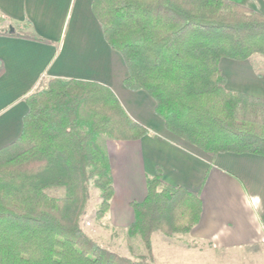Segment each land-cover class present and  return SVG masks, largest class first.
I'll list each match as a JSON object with an SVG mask.
<instances>
[{
	"label": "trees",
	"instance_id": "16d2710c",
	"mask_svg": "<svg viewBox=\"0 0 264 264\" xmlns=\"http://www.w3.org/2000/svg\"><path fill=\"white\" fill-rule=\"evenodd\" d=\"M91 11L124 62V87L154 101L166 131L211 158L264 157V100L228 90L220 70L223 60L264 56V15L229 0H92ZM10 28L0 36L48 44ZM3 71L0 61V77ZM25 103L19 137L0 149V264H154V233H188L197 225L201 190L168 186L157 169L144 199L130 203L127 232L145 255L130 260L101 247L81 227L92 186L100 191L96 219L113 197L97 137L135 142L149 130L97 82L51 78ZM54 188L64 195L48 196Z\"/></svg>",
	"mask_w": 264,
	"mask_h": 264
},
{
	"label": "crops",
	"instance_id": "0c3cea01",
	"mask_svg": "<svg viewBox=\"0 0 264 264\" xmlns=\"http://www.w3.org/2000/svg\"><path fill=\"white\" fill-rule=\"evenodd\" d=\"M229 1L264 15V0ZM91 3L92 0H0V18L6 27L51 43L0 36L4 70L0 77V149L17 140L28 111L26 96L39 90L48 79L103 84L114 92L127 114L150 132L139 141L108 140L106 144L113 183L106 223L126 230L133 221L130 203L144 199L147 180L160 169L164 184L193 192L201 190L199 222L183 234L189 242L220 252L264 246V157L225 153L211 158L166 131L154 113V101L143 91L124 87L127 69L121 56L104 41ZM25 24L31 27L24 30ZM225 62H242L220 63L231 91L264 100V73H256L247 62V67L229 68L227 74L222 70ZM193 252L188 247H173L167 241L159 251L153 249L155 259L161 256L160 264H173L164 258L174 260V255L187 257Z\"/></svg>",
	"mask_w": 264,
	"mask_h": 264
},
{
	"label": "rangeland",
	"instance_id": "374dc122",
	"mask_svg": "<svg viewBox=\"0 0 264 264\" xmlns=\"http://www.w3.org/2000/svg\"><path fill=\"white\" fill-rule=\"evenodd\" d=\"M6 26L7 25L4 24V20L0 19V30L7 28ZM30 27V24H25L24 30ZM247 62L251 64V67L254 68L256 73H264V56L261 55H254L250 57V59H248L247 61H243L239 64L233 62H225L222 65V70L223 72H227L228 74L231 68H234V70L240 69L242 68V65H248L249 63L247 64ZM47 81L42 84L39 90L46 88ZM226 81V88L228 90H231L232 87L229 86L227 78ZM88 116L89 114L87 115L86 113H82L81 120L83 123H86V121L88 120ZM107 142L108 140L105 139L104 136L97 137V144L101 149H104V151ZM46 193L48 196L56 198L62 197L64 195L63 189L61 188L48 189ZM100 201V191H98L92 186L90 190V200L87 204L85 215L82 218L81 227L85 234L90 239L98 243L101 247L112 251L121 257H125L130 260H137L140 257L144 256L145 252L140 239L138 237H130L127 232L128 228L126 230L112 228L109 223H106L107 216H105L103 219H96L95 213L98 209ZM159 234L160 233L153 234L156 236L154 239H152L151 237L152 251L154 248L159 251L161 245L165 241H167L173 247L184 246L191 248L194 251L191 256H189V254H186L187 257L179 256L178 258H175L176 255H174L172 257V259L174 260H168L167 258H164L169 263L173 262V264H264V246H254L244 250H228L220 252L210 250V248H208L205 244L189 242V240L185 239V237L183 236V234L186 233L174 234L170 236H165L162 234L161 236ZM188 256L190 258H188ZM160 257L161 256L155 259L153 253L154 264H160Z\"/></svg>",
	"mask_w": 264,
	"mask_h": 264
},
{
	"label": "water",
	"instance_id": "95a60500",
	"mask_svg": "<svg viewBox=\"0 0 264 264\" xmlns=\"http://www.w3.org/2000/svg\"><path fill=\"white\" fill-rule=\"evenodd\" d=\"M10 31H13V29H12V28H10Z\"/></svg>",
	"mask_w": 264,
	"mask_h": 264
}]
</instances>
